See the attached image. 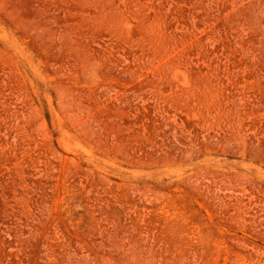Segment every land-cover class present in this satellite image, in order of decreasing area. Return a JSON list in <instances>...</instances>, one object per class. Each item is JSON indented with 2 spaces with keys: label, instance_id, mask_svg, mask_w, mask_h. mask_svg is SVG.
<instances>
[{
  "label": "rangeland",
  "instance_id": "374dc122",
  "mask_svg": "<svg viewBox=\"0 0 264 264\" xmlns=\"http://www.w3.org/2000/svg\"><path fill=\"white\" fill-rule=\"evenodd\" d=\"M0 264H264V0H0Z\"/></svg>",
  "mask_w": 264,
  "mask_h": 264
}]
</instances>
